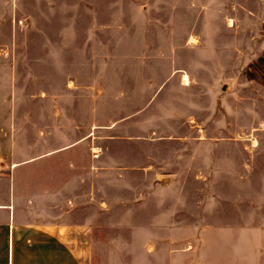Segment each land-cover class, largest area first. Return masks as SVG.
Returning <instances> with one entry per match:
<instances>
[{"label": "rangeland", "instance_id": "rangeland-1", "mask_svg": "<svg viewBox=\"0 0 264 264\" xmlns=\"http://www.w3.org/2000/svg\"><path fill=\"white\" fill-rule=\"evenodd\" d=\"M3 182L82 264H264V0H0Z\"/></svg>", "mask_w": 264, "mask_h": 264}, {"label": "crops", "instance_id": "crops-1", "mask_svg": "<svg viewBox=\"0 0 264 264\" xmlns=\"http://www.w3.org/2000/svg\"><path fill=\"white\" fill-rule=\"evenodd\" d=\"M17 194L0 184V264H82L53 222H30Z\"/></svg>", "mask_w": 264, "mask_h": 264}, {"label": "bare ground", "instance_id": "bare-ground-1", "mask_svg": "<svg viewBox=\"0 0 264 264\" xmlns=\"http://www.w3.org/2000/svg\"><path fill=\"white\" fill-rule=\"evenodd\" d=\"M187 79V78H186Z\"/></svg>", "mask_w": 264, "mask_h": 264}]
</instances>
